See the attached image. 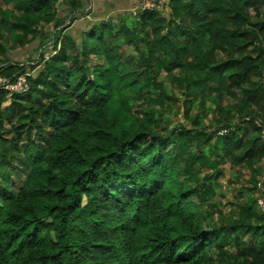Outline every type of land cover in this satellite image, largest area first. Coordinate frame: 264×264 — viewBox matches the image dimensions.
<instances>
[{"label": "trees", "instance_id": "obj_1", "mask_svg": "<svg viewBox=\"0 0 264 264\" xmlns=\"http://www.w3.org/2000/svg\"><path fill=\"white\" fill-rule=\"evenodd\" d=\"M160 1L75 36L83 0H0V76L30 73L0 91V264H264V0ZM224 162L249 176L223 216Z\"/></svg>", "mask_w": 264, "mask_h": 264}, {"label": "rangeland", "instance_id": "obj_2", "mask_svg": "<svg viewBox=\"0 0 264 264\" xmlns=\"http://www.w3.org/2000/svg\"><path fill=\"white\" fill-rule=\"evenodd\" d=\"M168 0H164V2L160 3V6L162 7L165 3H167ZM84 6L87 7V9H90L92 7V10L90 11V20H77L72 25V29L74 31V35L76 36L79 33L78 28H81L83 24L86 21H95L96 15L99 18H109V20H118L120 23L126 22L129 20L130 23H133V20H138L139 16V9H155L154 2H147L144 0H135V7H129L128 4H125L123 0H106L104 3V0H83ZM161 2V1H160ZM1 7H5L2 3H0ZM91 6V7H90ZM148 6H150L148 8ZM90 7V8H89ZM157 9V8H156ZM162 9V14L167 17L166 11ZM164 11V12H163ZM68 13V10H64L63 8L58 9V14L61 18L65 20L67 23L68 18L66 17ZM103 16V17H102ZM128 17V18H127ZM65 23V25H66ZM47 31L49 33H52V28L49 26ZM149 31V30H148ZM4 36L7 37V33L3 32ZM142 35H139V38H141ZM51 45H48L47 48H42V54L45 56H48L51 53ZM37 57V43L34 42L31 45H28L22 49H15L13 51H10L8 53V60L11 62H18L23 63L25 65H29L30 63H34L36 61ZM6 105L3 104V106ZM206 111V118L201 122V128H205L208 126H214L212 125L214 120L218 118L216 114V108L214 104H212V99H209L205 102V109ZM174 122H182L181 118H174ZM191 151H193V154H196L198 152V149L196 148V145L194 143L191 144L190 147ZM262 166L264 167V162L262 163ZM211 171H213V174H217L215 168L208 169L207 171H203L204 174H208L209 176L212 175ZM218 171L220 172V179L219 181L210 187V189L213 190V197L209 201L215 208L212 209L213 213H219L220 215H227L233 209L235 208V203H237V197L239 194L236 192L237 189H240L242 184H244V181L248 179L249 173L243 170H231L230 165L228 163H222V166L219 167ZM243 171V172H241ZM203 175H200V177H203ZM238 176V177H237ZM257 193V192H256ZM258 194V193H257ZM257 194L254 197L258 200L257 205L259 207V199L257 197ZM194 200L196 197L193 198ZM218 218L217 223L220 225L223 223V219L220 216H216Z\"/></svg>", "mask_w": 264, "mask_h": 264}, {"label": "built area", "instance_id": "obj_3", "mask_svg": "<svg viewBox=\"0 0 264 264\" xmlns=\"http://www.w3.org/2000/svg\"><path fill=\"white\" fill-rule=\"evenodd\" d=\"M150 6H148L149 8ZM90 8V7H89ZM86 19H90L89 16L85 17ZM27 75L20 76L15 80H11L8 77H2L0 76V91H5L8 93V95H17V94H22L26 93L29 90V86L26 80ZM261 85L264 89V74L261 76ZM257 126L261 128V134L264 137V123H256ZM262 181H259L257 183V190L261 191L262 190ZM259 195V194H258ZM258 197L259 198V206L263 209L264 207V198H262V194H260Z\"/></svg>", "mask_w": 264, "mask_h": 264}, {"label": "clouds", "instance_id": "obj_4", "mask_svg": "<svg viewBox=\"0 0 264 264\" xmlns=\"http://www.w3.org/2000/svg\"><path fill=\"white\" fill-rule=\"evenodd\" d=\"M87 16H89V15H87ZM86 17V16H85ZM89 18H90V16H89ZM80 20H88V19H80ZM90 20V19H89ZM69 23V20L67 21V23H66V25ZM40 55H43V56H45L44 54H42V51H39L38 53H37V57H36V61L34 62V63H30L28 66L27 65H25V64H23V63H19V65L20 66H26V69H29L30 67H32V66H34L36 63H37V61L39 60V56ZM49 56V55H48ZM48 56H45V58H47ZM10 63H13V62H10ZM2 66V65H1ZM0 66V67H1ZM24 75H27V77H26V80H27V83H28V86H29V82H28V77H30V73L29 72H26V73H24L23 75H20V76H24ZM19 76V77H20ZM18 78V77H17ZM16 78V79H17ZM11 80H13L12 78H10ZM15 80V79H14ZM28 92V91H27ZM26 92V93H27ZM7 93V92H6ZM22 94H25V93H22ZM22 94H17V95H22ZM7 96L9 97V96H12V95H8V93H7Z\"/></svg>", "mask_w": 264, "mask_h": 264}, {"label": "crops", "instance_id": "obj_5", "mask_svg": "<svg viewBox=\"0 0 264 264\" xmlns=\"http://www.w3.org/2000/svg\"><path fill=\"white\" fill-rule=\"evenodd\" d=\"M96 1H98V0H96ZM144 1L151 2V1H153V0H144ZM161 1H162V0H161ZM105 2H106V0H104V3H105ZM123 2H124L125 4H128L129 7H132V8L135 7V0H123ZM139 2H140V0H139ZM259 181H262V182H263V184H262V190L259 191V193L262 194V198H264V173H263V176L261 177V179H260ZM263 209H264V207H263Z\"/></svg>", "mask_w": 264, "mask_h": 264}]
</instances>
